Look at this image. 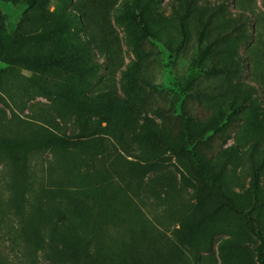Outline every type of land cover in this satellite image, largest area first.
Listing matches in <instances>:
<instances>
[{
    "label": "rangeland",
    "instance_id": "obj_1",
    "mask_svg": "<svg viewBox=\"0 0 264 264\" xmlns=\"http://www.w3.org/2000/svg\"><path fill=\"white\" fill-rule=\"evenodd\" d=\"M258 247L264 0H0V264H260Z\"/></svg>",
    "mask_w": 264,
    "mask_h": 264
},
{
    "label": "trees",
    "instance_id": "obj_2",
    "mask_svg": "<svg viewBox=\"0 0 264 264\" xmlns=\"http://www.w3.org/2000/svg\"><path fill=\"white\" fill-rule=\"evenodd\" d=\"M139 23L141 24L142 28L146 31H148V26L146 24V22L144 21V19H140ZM206 53V50H204L200 56L197 58L196 60V65L194 66V71L191 74V76L188 79V84H191L197 77V75L199 74V64L201 61V57ZM40 63V62H39ZM61 63V60L57 59V58H52V59H48L47 62H43V64L47 65V66H57L58 64ZM225 68L221 67L218 68L217 70H221L223 71ZM151 137L150 139L157 138L156 132H151ZM4 145L5 143H7L6 140H3ZM50 174H52V171L50 172ZM52 180V185L57 187V188H67L71 186L76 187L77 189L79 188H83L85 187L84 185L86 178L82 177V176H78V177H73L70 181V185H67V182L65 180H63V178H55V180L52 179V177L50 178ZM254 186L257 187L258 186V179L257 176L254 178ZM32 187V186H31ZM45 189V188H43ZM19 199H11L9 198L8 203H7V211H9L8 213L10 215H15L17 213H20L22 211V205H19ZM14 209H16L14 211ZM258 260L260 262V264H264V252H263V248L262 247H258Z\"/></svg>",
    "mask_w": 264,
    "mask_h": 264
}]
</instances>
